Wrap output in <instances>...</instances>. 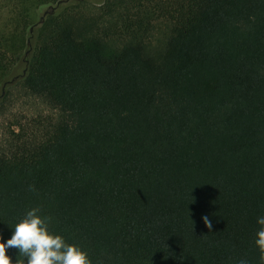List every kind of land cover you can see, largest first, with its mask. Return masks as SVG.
Returning <instances> with one entry per match:
<instances>
[{
  "label": "trees",
  "instance_id": "trees-1",
  "mask_svg": "<svg viewBox=\"0 0 264 264\" xmlns=\"http://www.w3.org/2000/svg\"><path fill=\"white\" fill-rule=\"evenodd\" d=\"M33 1L40 19L58 0ZM39 19L0 38V107L19 87L56 111L0 152V238L38 207L92 264H258L264 0H62Z\"/></svg>",
  "mask_w": 264,
  "mask_h": 264
},
{
  "label": "clouds",
  "instance_id": "clouds-1",
  "mask_svg": "<svg viewBox=\"0 0 264 264\" xmlns=\"http://www.w3.org/2000/svg\"><path fill=\"white\" fill-rule=\"evenodd\" d=\"M202 219L211 230L212 224L208 217ZM51 222L52 218L42 215L40 208L27 210L23 218L12 227L11 237L7 240L0 238V264H13L7 254L9 249L17 250L15 264H92L86 251L50 230ZM256 224L253 243L258 252V264H264V215L257 217ZM238 264H248V261L241 258Z\"/></svg>",
  "mask_w": 264,
  "mask_h": 264
},
{
  "label": "rangeland",
  "instance_id": "rangeland-1",
  "mask_svg": "<svg viewBox=\"0 0 264 264\" xmlns=\"http://www.w3.org/2000/svg\"><path fill=\"white\" fill-rule=\"evenodd\" d=\"M36 8L33 0H0V38L12 39L22 33L25 23L37 21ZM162 33V30H156L153 40L158 42ZM3 94L0 85V97ZM0 109V152L6 149L12 131L30 127L34 119L56 118V111L51 106L19 87L10 89V95L4 98Z\"/></svg>",
  "mask_w": 264,
  "mask_h": 264
},
{
  "label": "water",
  "instance_id": "water-1",
  "mask_svg": "<svg viewBox=\"0 0 264 264\" xmlns=\"http://www.w3.org/2000/svg\"><path fill=\"white\" fill-rule=\"evenodd\" d=\"M60 2H62V0H58L55 3L51 4L49 8L44 11L39 21H42L45 15L52 13L55 10V8L60 4Z\"/></svg>",
  "mask_w": 264,
  "mask_h": 264
}]
</instances>
